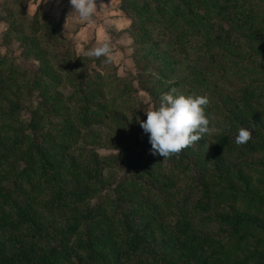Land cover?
<instances>
[{"label":"trees","instance_id":"16d2710c","mask_svg":"<svg viewBox=\"0 0 264 264\" xmlns=\"http://www.w3.org/2000/svg\"><path fill=\"white\" fill-rule=\"evenodd\" d=\"M24 1H7L0 14V20L7 23L3 44L6 40H14L24 48L23 53L34 54L33 59L40 63L36 71H30L0 52V100L7 99L6 107L9 108L5 113L8 118L7 128H4L6 133L0 134V264H264V109L260 107L263 105L264 82H248L242 85L244 88L233 91L241 105L235 103L240 116L213 119L211 114L215 105L206 106L212 134L208 148L200 145L203 152L198 153L194 165L206 159L209 168L208 162H204L192 173L195 186L173 219L167 220L171 211L165 213L169 201L161 202L158 194L157 201L144 202L146 196L141 190L145 183L139 184L136 190L128 188L130 183L137 186L136 181L144 172L154 179L151 162L160 159L159 154H152V160L141 169L126 173L124 180L119 182L118 187L122 188L117 191L118 198H128L133 209H125L108 197V205L119 209L106 216L103 199L97 204L85 205L86 200L95 195L96 174L87 168L88 179L83 184L71 183L75 180L65 172L71 177L75 174L78 177L83 172L71 165L63 166L55 158L51 143L58 142V138L63 142L75 131L103 123L125 134L128 131L134 134L138 132L135 121L141 117L129 121L112 110L114 104L109 106L107 100L99 102L100 95L104 94L100 88L106 85V76L92 73L91 68L82 66L83 59L75 54L72 41L66 38L62 28L63 13L53 16L38 7L29 18L24 9L19 8ZM119 1V10L131 20L129 34L138 37L141 44L150 42L151 47L156 48L157 40L150 35L155 26L163 22L162 34L170 37L173 44L181 46L183 40L188 39L187 24L191 31L200 32V20L208 18L206 27L216 33L211 45L218 51L217 64L222 74L238 63L232 53L237 48L242 51L246 46L245 54L258 59L264 73V0H259V7L257 0H250L256 4L251 8L245 0ZM201 8L204 11L199 13ZM224 22L227 26L223 25ZM176 27L179 28L174 33ZM202 42L204 47L209 44L201 38ZM48 51L53 53L50 59ZM97 62L100 65L101 62ZM105 64H101V70ZM196 72L193 76L187 75L189 80L186 83L199 79V72ZM67 82L73 90L64 96L57 87ZM176 85L172 83L166 90ZM33 91L40 98L37 104H21L19 98H26ZM106 107L112 108H108L110 112H106ZM23 108L29 111L27 122L20 120L19 111ZM103 114L107 122H104ZM50 115L56 116L59 122L49 124L45 119ZM111 116L117 117L116 123L109 120ZM242 126H251L252 136L247 143L238 145L235 136ZM135 143L142 145L144 141L137 137ZM150 148V143L144 146L145 151ZM246 158L255 160L252 175L262 185L261 192L250 187L251 172L247 176L243 174L241 166L246 164ZM17 162L23 166L14 171L18 169L15 167ZM191 164L187 163L184 168L191 169ZM9 171L17 174L15 189L1 181L4 173ZM65 177L69 179L67 183ZM240 182H245V187L238 186ZM40 191L47 192L49 198L45 204L51 203L49 213L57 217V224L64 230L54 237L53 242L47 240L49 233L44 232L38 222V213L42 216L45 204L32 207V215L27 212L25 202L21 203V194L34 196ZM83 204L85 209L81 207ZM104 204L106 206V196ZM224 205L233 209L226 214L222 212L219 218L225 226L226 243L215 236V226L208 232L194 229L196 217L217 207L224 208ZM156 231L164 232L166 237L161 238L156 247L145 248L144 239L148 234L154 239ZM45 241L50 245L47 248L42 244ZM157 247H161V253Z\"/></svg>","mask_w":264,"mask_h":264},{"label":"rangeland","instance_id":"374dc122","mask_svg":"<svg viewBox=\"0 0 264 264\" xmlns=\"http://www.w3.org/2000/svg\"><path fill=\"white\" fill-rule=\"evenodd\" d=\"M7 1L9 0H0V14L4 12L3 7L5 6L3 4ZM21 1L16 0L18 3ZM245 2L250 8L256 6L250 0H245ZM256 3L258 4L257 7L261 6V1L257 0ZM119 6V0H99L97 11L90 24L79 20L78 14L75 10H72L68 0H26L21 6L19 5V8L24 9L29 18H32L38 7L42 12L50 13L53 16L63 13L62 28L65 30L66 38L72 41V48L76 50L75 54L78 58L83 59L82 66L87 69L91 68L92 73L98 72L106 76L104 78L106 85L100 88L104 94L100 95L101 100L99 102L107 100L109 101V106L114 104L113 109L108 108L126 116L129 121H135L138 117L145 120V112L154 105H158L161 94L167 93L170 89L166 90V88L172 83H177L173 88L176 89L177 93L207 96L209 98L207 107L215 105L214 113L211 114L213 119L217 118V116L220 118L240 116V113L235 108V103L238 102L239 104V100L235 97L237 93H233V91L244 88L245 86L242 85L248 82L256 84H262L260 81L264 82V73L259 66V62L257 63L258 59H253L245 54L247 46L242 51L237 48L232 53V58L238 60V63L233 69L229 68L225 73H221L217 64L218 51L211 45V40H214L216 33L211 29L208 31L209 28L206 27L208 18L200 20V32L197 30L191 31L192 28L188 24L187 28L191 32L187 30L185 25L182 26L185 31H188V39H184L181 46L173 44L170 41V37L162 34L163 22H159L150 35L158 43L156 48H152V43L141 44L138 37H132L129 34L132 29L131 20L119 10ZM203 11L204 9L201 8L199 13ZM119 17L123 18V20H121L122 24L117 26L114 19ZM146 25L150 29L152 28L149 23ZM223 25L227 26L225 22ZM6 27L7 23L0 20V52L6 53L10 61L30 71H36L40 63L33 59L34 54L26 55L23 53L24 48L14 40H6L5 44H3L2 37ZM178 28L176 27L174 33L178 31ZM207 32L208 34L206 35ZM104 36L109 38L112 46V59L101 70V64L105 63L106 57H86L81 54V49L87 50L97 46L98 41ZM201 38L209 42L206 47L203 46V42L200 43ZM52 55L53 53L48 51L49 59ZM97 60L101 62L99 63L100 65H98ZM196 71L199 72V79L194 83H186L189 80L187 75L193 76ZM183 79L184 82L182 83ZM57 90L66 96L70 90H73V86L68 82L62 83L57 87ZM39 99L36 91L30 93L26 98H19L21 104H25V106H35ZM12 100H15V98L12 97ZM7 101L5 98L0 100V134L6 133L4 128H7L8 118L5 113L6 109L9 110L6 107ZM94 101L98 102V99ZM262 103L263 105L260 107L264 109V96ZM11 106H14V104ZM108 108L106 107V112H110ZM19 116L20 120L27 122L30 118L28 109H21ZM102 116L104 122H107L105 115L103 114ZM141 118L137 121L141 120ZM45 120L49 124L59 122L58 118L52 115L46 117ZM109 120H113L116 123L117 117L111 116ZM137 121H135L134 127L137 128L138 132L134 134H130L129 131L128 134H125L103 123L94 125L91 129L85 128L75 131L69 134L63 142L58 138V142L51 143L52 151L56 154L55 158L60 160L63 166L71 165L83 172L78 177L75 176L76 174L71 177L65 172L68 177L75 180H71V183L80 182V184H83L88 179L87 168L90 169L91 173L96 174L97 186L95 187V195L86 200L85 205H94L103 199L102 208L106 209V216L113 215L114 210L118 212L119 209V207L112 209L108 205V197L113 198L115 203H119L125 209H133V205L130 204L128 198H118L117 191L122 188L118 187L119 182L124 180L123 177L126 176V173L131 174L136 169H141L148 160L153 158L151 157L150 149L148 151L144 149V146L149 143L148 134L143 132L140 123ZM211 134L212 131L210 130L203 138L181 152L166 158L161 156L160 159L152 161L154 179L151 180L150 174L144 172L137 179V186L134 183L127 182L130 183L128 185L129 190H136L139 184L145 183L147 191L145 187L141 190L142 194L146 196L144 202L157 201L156 195L158 194L161 202L163 200L169 201L165 213L171 211L167 215V220L173 219L175 213L180 212L183 200L189 197L190 190L195 186L192 173L200 169L204 162H208L207 168H209V161L206 159L200 160L195 165L194 163L197 161L198 153L203 152L200 145L204 144L205 148H208V140ZM137 137L144 141L142 145L135 143ZM176 156L182 158L174 161L175 159L173 158ZM254 161L253 158H246V164L241 166L244 176H247L249 172L252 175L253 170L256 168ZM187 163H193L191 164V169L184 168ZM22 166L21 162H17L15 167L18 169L13 170L19 171ZM74 170L72 169V171ZM205 171L210 172L208 170ZM252 176L253 180L249 181L250 187L256 188L260 192L263 191L262 185L258 182L255 175ZM16 177L17 174L15 172L9 171L7 174L4 173L1 181L9 188L15 189L18 186L15 181ZM68 180L65 177V183ZM238 186L245 187V182H240ZM93 190L94 188L91 189V191ZM26 191H28V188H26ZM155 191L157 193H154ZM138 194H141V192ZM105 196L106 206L104 204ZM21 198V203L25 202L24 206L27 212L34 215L32 207L43 206L49 196L47 197V192L40 191L34 196L33 194H21ZM28 204H30L29 207ZM48 205L50 206L51 203H48ZM48 205H44L42 216L38 213V222L42 224L44 232L49 233L47 240L53 242L54 237L64 230L57 224V217L49 213L50 208ZM85 205L83 204L81 207L83 208ZM228 211L233 212V209L228 205H224V208L217 207L211 211L203 212L201 216L196 217L197 222L194 220V229L199 228L202 232H208L215 226L217 227L215 236L218 235L221 239L220 241L226 243L228 238L224 236L223 232L225 226L221 224L219 218L222 212L226 214ZM153 237L154 239H152V235L148 234V238L144 239L145 248L156 247L161 238L166 237V235L162 231H156ZM42 244L45 248L50 246L46 241ZM157 250L160 253L162 252L161 247H157Z\"/></svg>","mask_w":264,"mask_h":264},{"label":"clouds","instance_id":"9594fccd","mask_svg":"<svg viewBox=\"0 0 264 264\" xmlns=\"http://www.w3.org/2000/svg\"><path fill=\"white\" fill-rule=\"evenodd\" d=\"M72 10L78 14L82 22L92 23L97 11L99 0H68ZM112 46L109 38L102 37L97 46L87 50L81 49L86 57H106V63L111 62ZM209 99L205 95L177 93L170 89L162 93L158 105L144 111L145 120H140V127L148 134L151 145L150 152L166 158L176 154L197 142L210 132V119L205 108ZM251 126H242L235 136V143H247L252 136ZM223 154V152H222Z\"/></svg>","mask_w":264,"mask_h":264},{"label":"crops","instance_id":"0c3cea01","mask_svg":"<svg viewBox=\"0 0 264 264\" xmlns=\"http://www.w3.org/2000/svg\"><path fill=\"white\" fill-rule=\"evenodd\" d=\"M107 1V0H106ZM119 12V11H118ZM121 20H123V18H121V17H119V18H117V19H114V21H115V23H116V25L117 26H119L120 24H122L121 23ZM125 28V27H124Z\"/></svg>","mask_w":264,"mask_h":264}]
</instances>
